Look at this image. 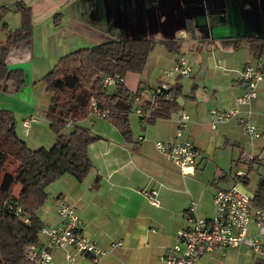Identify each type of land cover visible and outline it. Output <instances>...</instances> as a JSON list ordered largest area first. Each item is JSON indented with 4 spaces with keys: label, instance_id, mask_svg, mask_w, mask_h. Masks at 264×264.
<instances>
[{
    "label": "crops",
    "instance_id": "obj_1",
    "mask_svg": "<svg viewBox=\"0 0 264 264\" xmlns=\"http://www.w3.org/2000/svg\"><path fill=\"white\" fill-rule=\"evenodd\" d=\"M17 2L29 8L32 28L29 38L11 44L6 64L22 69L25 79L41 80L61 56L76 49L137 38L153 40L155 46L148 56L151 68L124 76L129 90L143 87L133 106L150 104L151 89L161 81L179 87L167 115L141 122L134 111L130 114L129 142L107 119L86 127L97 136L88 146L91 171L82 181L68 174L59 177V192L38 215L44 225L57 223V200H67L75 206L83 232L105 254L93 261L72 247L52 248L50 264H165L161 256L173 243L176 229L190 225L195 215L212 217L215 190L232 186L237 170L246 172L241 187L253 198L264 180V82L234 119L212 128L211 109L234 105L243 90L240 70L245 65L264 69V0H0V7L7 8L0 25L5 23L9 30L22 23ZM177 39L178 53L169 52L163 42ZM251 46L262 48V55ZM179 54L188 60L189 75L164 77L162 70ZM183 111L190 117L183 135L201 154L195 172L186 176L154 147L158 140L174 138ZM239 117L255 125L257 139L250 140L243 132ZM151 187L158 189V206L144 194ZM254 234L251 223L249 236ZM111 243L119 244L112 248ZM67 253L73 260L66 258ZM257 261L264 263V250L254 252L240 245L227 248L224 255L208 252L195 264Z\"/></svg>",
    "mask_w": 264,
    "mask_h": 264
},
{
    "label": "trees",
    "instance_id": "obj_2",
    "mask_svg": "<svg viewBox=\"0 0 264 264\" xmlns=\"http://www.w3.org/2000/svg\"><path fill=\"white\" fill-rule=\"evenodd\" d=\"M17 3L21 25L14 30H9L5 23L0 25L7 32L5 41L0 40V93L8 90L10 82L16 90L25 81L22 69H9L6 64L11 44L29 38L32 28L29 8ZM6 12V6H1L0 22ZM180 42V39L164 41L163 45L169 52L178 53ZM154 46L150 39L115 38L61 56L41 79L51 93L46 119L55 139L49 148L28 147L16 134L13 113L0 109V264H29L24 252L28 245L40 242L39 232L44 224L38 211L49 200L47 186L65 174L82 181L91 171L88 146L97 136L79 124L92 116L91 100L110 109L107 120L124 139L132 140L128 115L135 109L133 104L140 99L143 87L129 90L124 76L128 72H142ZM251 49L259 57L263 53L262 48L251 46ZM107 74L119 76L112 87L103 85ZM171 91L172 98H157V106L148 121L157 114L167 115L175 106L174 95L179 94V87ZM68 120L73 124L68 126ZM68 127L70 130L66 132ZM252 203L264 208V180L259 181Z\"/></svg>",
    "mask_w": 264,
    "mask_h": 264
},
{
    "label": "built area",
    "instance_id": "obj_3",
    "mask_svg": "<svg viewBox=\"0 0 264 264\" xmlns=\"http://www.w3.org/2000/svg\"><path fill=\"white\" fill-rule=\"evenodd\" d=\"M191 67L187 58L179 54L174 64L162 70L166 78L188 76ZM243 90L234 100V105L228 108L214 107L211 109L214 128L218 123H224L238 116L239 107L249 104L257 96L258 85L264 82V70L245 65L240 70ZM119 80V76L105 75L103 85L112 87ZM172 85L164 80L155 86L152 91L150 104H138L133 110L141 122H148L156 108L157 98H171ZM136 99L135 101H137ZM89 110L92 116L107 119L110 109L101 107V103L91 100ZM190 117L183 111L178 120L179 126L173 139L158 140L154 143L156 151L168 162L177 167L184 176L195 172L201 154L194 143L183 135L184 127ZM243 132L250 140L260 136L255 125L243 117L238 118ZM34 117H26L23 126L30 127L35 123ZM73 124L71 120L66 123ZM246 172L237 170L232 176L234 184L227 188H217L213 194L214 213L209 219L195 215L190 219L191 224L176 229L174 241L163 252L161 259L165 264H195L202 255L219 251L224 255L227 248L247 246L251 251L264 250V208L252 203V196L241 187ZM147 200L154 206L159 205L158 189L151 187L144 192ZM193 210L194 208L191 207ZM20 211V208H17ZM56 214L58 221L52 225H44L39 234L44 237V243L30 244L25 248L24 257L29 264H50L52 248L72 247L79 253L92 256L97 261L105 250L99 248L95 241L83 232L81 219L73 204L64 199L57 200ZM255 227V234L249 236L250 224ZM154 231V229H152ZM119 243H111L113 248ZM66 258L73 260V255L67 253Z\"/></svg>",
    "mask_w": 264,
    "mask_h": 264
},
{
    "label": "rangeland",
    "instance_id": "obj_4",
    "mask_svg": "<svg viewBox=\"0 0 264 264\" xmlns=\"http://www.w3.org/2000/svg\"><path fill=\"white\" fill-rule=\"evenodd\" d=\"M4 34L7 37V33ZM2 37V29L0 28V39L1 41H5L6 37ZM146 63L143 71H147L152 67L151 57L148 58ZM10 83H8V90L0 93V109H5L13 113L16 134L26 141L28 147L31 149L51 147L55 139V134L50 128L49 121L46 119V109L51 97V93L46 89V84L40 79L34 81L32 78H26L24 83L15 90ZM130 114L128 115V119ZM24 116L34 117L36 119V122L31 124L26 130V127H23ZM101 120L105 121L104 119H96L94 122H91V119L88 117L81 120L79 124L87 127ZM107 121L110 122L109 120ZM69 130L70 127L66 129V132ZM58 181H60L59 178L54 180L51 185L49 184L50 186H47L49 199H52L56 195L55 193L59 192L58 189H60V186Z\"/></svg>",
    "mask_w": 264,
    "mask_h": 264
}]
</instances>
